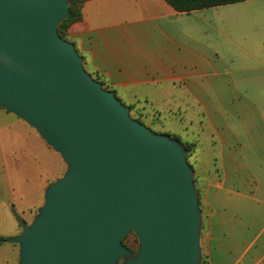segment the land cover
<instances>
[{
  "label": "crops",
  "instance_id": "crops-1",
  "mask_svg": "<svg viewBox=\"0 0 264 264\" xmlns=\"http://www.w3.org/2000/svg\"><path fill=\"white\" fill-rule=\"evenodd\" d=\"M70 33L86 71L125 106L152 108L160 94L170 113L199 110L203 264H264V0L188 13L165 0H87ZM63 163L0 109L1 238L20 235L14 213L42 205ZM18 261L17 245L0 244V264Z\"/></svg>",
  "mask_w": 264,
  "mask_h": 264
},
{
  "label": "water",
  "instance_id": "water-1",
  "mask_svg": "<svg viewBox=\"0 0 264 264\" xmlns=\"http://www.w3.org/2000/svg\"><path fill=\"white\" fill-rule=\"evenodd\" d=\"M70 0H0V109L66 165L21 234L18 264H203V216L177 139L131 117L58 27ZM134 233L135 254L123 244Z\"/></svg>",
  "mask_w": 264,
  "mask_h": 264
},
{
  "label": "rangeland",
  "instance_id": "rangeland-1",
  "mask_svg": "<svg viewBox=\"0 0 264 264\" xmlns=\"http://www.w3.org/2000/svg\"><path fill=\"white\" fill-rule=\"evenodd\" d=\"M78 22L69 20L64 24L63 28L59 26L58 27L59 35L63 39L71 42V33H70L71 28L74 24ZM103 87L107 90L106 86H103ZM154 95L157 97V100L153 101L152 108H150L148 103L137 104L135 107H133L132 111L130 112L131 117L143 123L148 128H150L152 131L158 134L169 135L172 138L180 141L185 147L186 146L190 147V151H188V162L195 172V183H196L197 192L199 196V206H200V209H202L203 208V197L201 194L202 188H201L200 179H201V175H205V171L209 169V163H208V159H209L208 153L209 152H208L207 147L205 146L203 147V149H201L200 158L202 160L200 159V163H201L200 165L198 164V161L195 155V150H196V145H197L196 137H197V134L199 133L201 134V131H200L201 125L199 123L201 122L202 116H199L200 112L198 109L187 110V113L185 112V110H181L183 112L182 116L178 115V112L170 113L169 107L160 101V97H158L160 94H154ZM117 97L122 101L124 105L127 104V102L122 100L119 96ZM66 168L67 167L65 163H63V167H61L59 178H61L64 175ZM55 181L56 180H54L53 182ZM0 196L1 197L5 196V192L3 189H0ZM43 204L44 202L42 203V205ZM39 207L34 209V212L32 213V215H29L28 217H25L24 219H21L18 216L22 220L21 224L17 220V222L21 225V231H22L23 223H27V224L32 223L33 218L37 214V210L39 209ZM13 213H14V210H13ZM123 244L135 254L139 250L138 239L134 233H132L130 236L124 239Z\"/></svg>",
  "mask_w": 264,
  "mask_h": 264
},
{
  "label": "trees",
  "instance_id": "trees-1",
  "mask_svg": "<svg viewBox=\"0 0 264 264\" xmlns=\"http://www.w3.org/2000/svg\"><path fill=\"white\" fill-rule=\"evenodd\" d=\"M87 0H70V15L60 26L64 27V24L69 21H80L82 19V8ZM169 5H171L176 11L180 13H188L196 10H203L207 8L219 7L228 4H235L240 2H245L248 0H165ZM78 8V9H77ZM103 86H105L103 84ZM133 107H130L132 111ZM187 151H190V147L186 146ZM15 214V213H14ZM18 222L21 224L22 220L15 214ZM5 238L0 237V244L6 243Z\"/></svg>",
  "mask_w": 264,
  "mask_h": 264
}]
</instances>
